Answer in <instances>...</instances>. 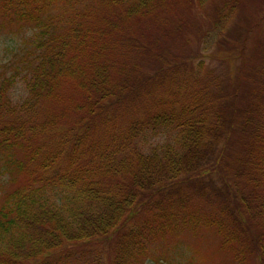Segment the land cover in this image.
Listing matches in <instances>:
<instances>
[{"label": "trees", "instance_id": "obj_1", "mask_svg": "<svg viewBox=\"0 0 264 264\" xmlns=\"http://www.w3.org/2000/svg\"><path fill=\"white\" fill-rule=\"evenodd\" d=\"M197 1L0 0V32L32 28L0 66V264L157 260L187 225L264 264V43L230 87L199 62L172 91L170 37ZM220 2L213 26L239 0ZM96 237L106 261L79 250Z\"/></svg>", "mask_w": 264, "mask_h": 264}, {"label": "rangeland", "instance_id": "obj_2", "mask_svg": "<svg viewBox=\"0 0 264 264\" xmlns=\"http://www.w3.org/2000/svg\"><path fill=\"white\" fill-rule=\"evenodd\" d=\"M196 3L200 7L201 16L184 9L181 18L186 28L182 33L178 31L170 37L169 45H172V50L179 51L175 54L180 57L174 59L173 63L176 65L171 71L174 70L175 73L171 74L167 82V86L174 92L178 91L177 87L182 82V73L185 69L191 67L196 70L199 62L207 69L213 70V79L220 80L225 88L230 87L240 72V51L249 56L258 43H264V0H239L234 13L224 19L221 26H213L212 22L206 21L208 19L202 16L204 11L213 15L212 10L216 5L221 9L223 5L220 0H202L201 4L198 1ZM225 10L221 11L220 16ZM198 25L201 26L199 32L196 28ZM16 29L18 28L14 25L0 32V66L14 56L19 45L32 33L30 26H26L23 32L18 34L15 33ZM243 43L245 47L242 46ZM194 53L195 57L189 61ZM181 59L186 60L188 64L185 65ZM254 61V57L251 56L250 62L254 64ZM25 93L22 81L17 80L10 90V97L13 101H19ZM166 136L165 132L161 139L164 140ZM4 178L0 177V200L4 190ZM156 245L157 260L140 256L131 264H243L223 244L216 231L208 227L195 228L187 225L178 228L172 231L166 240H160ZM79 250H83L86 255L89 254L88 258L84 257L85 259L89 260L90 257H98L97 254H101L105 261L109 251L107 240H97V237L82 244ZM36 261L29 259L25 263L40 262ZM66 262L67 260L63 264Z\"/></svg>", "mask_w": 264, "mask_h": 264}]
</instances>
